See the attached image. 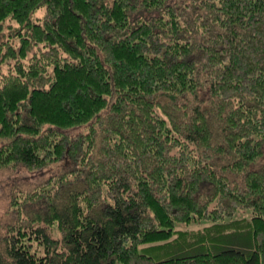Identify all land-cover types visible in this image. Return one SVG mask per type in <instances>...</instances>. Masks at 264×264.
Masks as SVG:
<instances>
[{"label": "trees", "instance_id": "16d2710c", "mask_svg": "<svg viewBox=\"0 0 264 264\" xmlns=\"http://www.w3.org/2000/svg\"><path fill=\"white\" fill-rule=\"evenodd\" d=\"M5 30L0 168L61 169L0 264H264V0H0Z\"/></svg>", "mask_w": 264, "mask_h": 264}, {"label": "rangeland", "instance_id": "374dc122", "mask_svg": "<svg viewBox=\"0 0 264 264\" xmlns=\"http://www.w3.org/2000/svg\"><path fill=\"white\" fill-rule=\"evenodd\" d=\"M44 13V8L38 9L34 14L33 18H41ZM5 34L0 37V42L3 40H11V44L17 46V42L12 40L10 36V30H5ZM34 51V49L32 50ZM1 52V51H0ZM12 64V62H11ZM10 71V66L8 62H0V73L5 74ZM3 141L0 140V145ZM61 167L50 166L48 168L36 171H27L21 166L16 169L13 168H0V235L2 228L14 221L15 212L13 207H16V203L19 205L22 201L18 197V202H13L16 196L13 193L18 190H24L30 192L34 190L37 186H41L51 175H57L60 173ZM17 187V188H15ZM183 227V226H181ZM58 235V233H55Z\"/></svg>", "mask_w": 264, "mask_h": 264}]
</instances>
